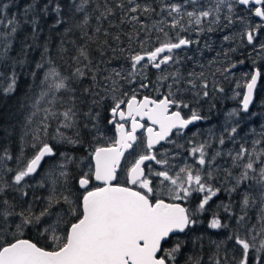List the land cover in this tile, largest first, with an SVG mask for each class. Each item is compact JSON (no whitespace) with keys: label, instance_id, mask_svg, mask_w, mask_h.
I'll return each instance as SVG.
<instances>
[{"label":"snow or ice","instance_id":"snow-or-ice-1","mask_svg":"<svg viewBox=\"0 0 264 264\" xmlns=\"http://www.w3.org/2000/svg\"><path fill=\"white\" fill-rule=\"evenodd\" d=\"M155 2L158 11L140 0H68L69 19H78L65 27L63 35L79 29L87 41L98 45L99 56L93 57L87 43L77 46L70 75L57 67L49 42L38 43L41 16L55 14L52 29L66 23L60 0H28L20 15L11 18L4 15L9 5H0V69H9L7 76L0 71V95H12L22 74L32 77L19 103L22 120L15 154L10 146L15 126H0L4 133L0 139L8 142L0 146V264H179L180 257L184 264H204L202 255L191 249L185 255V249L189 245L194 249L197 243L203 247L204 237L194 233L203 223L200 217L221 194L226 201L219 200L207 226L217 234L223 232V238L211 241L215 250L208 264H264V123L240 136L245 119L257 115L250 105L264 73L257 69L247 74L250 79H245L240 108L226 113L219 136L213 129L203 139H199L202 131L193 132L181 164L171 163L179 153L163 145L159 157L154 152L161 141L182 148L171 135L185 136L190 125L207 119L199 106L225 91L216 77L228 79L237 63H244L231 57L245 39L257 57L264 58V41L258 35L264 32V23L255 21H264V0ZM117 9L119 24H113ZM93 17L97 25L89 34ZM105 21L108 28L103 27ZM237 22L241 31L223 35L220 51L207 65L187 55L192 45L202 53V35L230 30ZM126 24L134 27L126 34L128 48L123 47L119 31L115 35L110 31ZM24 26L31 33L24 34L12 55ZM237 37L240 43L232 47ZM136 44L141 51L134 50ZM204 47L212 50L207 41ZM37 48H42L40 59L29 69L30 52ZM66 51L62 39L56 55L63 58ZM108 51L113 59L123 57L126 65L112 66V60L105 59ZM185 61L201 71L181 72L179 65ZM151 70L157 73L154 80ZM140 90L158 95L138 99ZM260 106L264 109V100ZM214 107L210 105V110ZM184 109L191 113L187 118ZM144 119L159 131L142 124ZM108 125L115 128L114 139L106 137ZM140 129L146 132L147 151L127 170V184L135 188L114 185L121 158L137 142ZM227 143L233 147L225 150ZM81 150L85 154L77 156ZM10 161L15 167L9 166ZM152 161L159 170L146 164ZM45 163L48 168L41 173ZM37 175L40 179L30 183ZM149 177L159 184L154 187ZM35 189L47 194L38 196ZM164 194L170 202L161 198ZM194 200L198 201L194 207L176 202ZM27 231L33 239L23 238Z\"/></svg>","mask_w":264,"mask_h":264},{"label":"trees","instance_id":"trees-1","mask_svg":"<svg viewBox=\"0 0 264 264\" xmlns=\"http://www.w3.org/2000/svg\"><path fill=\"white\" fill-rule=\"evenodd\" d=\"M28 2V0H0V5H3L7 3L9 7L7 9H4V15L11 18L13 14H16L17 16L20 15V12L24 5ZM43 3L44 0H41ZM60 2L65 6L64 16L66 23L64 25H60L54 29L50 28V25L54 23L56 17L55 14L52 13L48 17H40V24H41V33L38 39V43L42 46L47 40L49 42V49L52 54L53 59L56 61L57 67L65 74L70 75L71 71L74 70L75 64L73 63L71 57L76 54V47L87 43L92 50L93 57L95 59H99L98 54L96 53V48L98 47L97 44L92 43L90 41H87L86 37H83L79 29H75L72 33L68 34L67 36H64V29L65 27L69 26L70 24H73L76 19H78V16L73 19H69L68 11H67V3L68 0H60ZM140 2L143 4L145 2L150 3L153 5V7H156L157 11L159 10L158 5L156 4L155 0H140ZM109 3H112V0H109ZM119 9L116 11V15L112 18L113 24H119ZM156 17H153L155 19ZM20 19H23L22 16H20ZM143 19V17H142ZM146 23L151 24V20L145 21ZM252 18H249L248 23L251 24ZM4 23H7V20L4 21ZM257 24L259 22L256 21ZM97 25V21L93 17V19L90 21V24L88 26V32L89 34L92 33L94 28ZM104 28H108V22L105 21L103 24ZM242 25L237 22L236 25L233 26L230 30H225L224 32H217L207 35H202L201 42L199 44V48L202 49V53L197 52L196 48L197 45H192V49L190 51H187V55L194 56L197 60L200 61L201 64L207 65L208 61L212 60L215 56L217 51H220L221 49V40L222 36L225 34H232L235 32H239L242 29ZM110 31L115 35L118 31L121 33V43L123 47L128 48V41H127V33H133L134 27L131 24H126L122 26L120 29H110ZM30 34L31 28L28 26H24L22 31L18 33L17 41L14 45V51L12 52V55L16 54V50L19 49L20 39L23 38L24 34ZM102 35V34H101ZM173 36H175V33H172ZM182 35H189L188 33H183ZM260 36L261 41H264V32H260L258 34ZM210 37V39H209ZM192 39H196L195 33L191 34ZM64 40V48L67 50L66 53L63 55V58H60L56 55L57 47L60 45L61 40ZM153 39L155 37L153 36ZM72 41H75L76 43L73 44ZM205 41L212 44V50H208L204 47ZM259 42V41H258ZM31 43V41H29ZM240 43V38L237 37V40L235 43L232 44V47H236L237 44ZM135 51H141L139 44H136L133 46ZM42 51V48H37L30 52V60L31 63L27 65V68L31 69L35 67V62L40 59V52ZM185 53L181 52V56H183ZM105 59H111L112 60V66L119 67L121 64L126 65V61L123 59V57H120L119 59H113V53L111 51H108L106 54ZM233 62H237L240 60H243V64L237 63L236 68L232 69L230 74L228 75V79H225L223 76L217 75L216 79L218 81V85L220 87L224 88V92H216L214 93V97H210L209 100L204 102L200 107L201 112L204 116L207 117L205 120V125L200 129L204 133L203 136H201L199 139H203L207 136V130L213 129L216 132V135L219 136L221 131L223 130L224 122H225V115L228 111L232 109H239L238 104L240 100V95H237V93H242V89L245 83V79H249L250 76H248V73H251L252 70H260L262 73H264V58L257 57L256 53L254 52L253 48L247 44L246 39L244 40L243 45L239 48V50L232 54L231 57ZM255 62V63H254ZM175 67V66H174ZM180 71L186 73L187 71L195 70L197 72L201 71V69L195 65L194 62L185 61L181 65H179ZM214 70V69H213ZM0 71L5 72V76H7L9 69H0ZM43 74L41 73V76ZM152 79L154 80L157 73L155 70H151L150 73ZM32 82V77L30 75H21L18 79V86L16 91L5 98L4 96L0 95V126L11 124L14 125L16 128L15 134L10 138L11 140V149L13 154L18 152V135H19V126L20 121L22 120V115L19 111V103L23 100L25 93L28 91V85ZM36 83L39 84V79L36 80ZM88 82L85 81V85ZM6 86V84L4 85ZM258 92L255 94V103L251 105L250 110L251 112L257 113L255 117L252 118H246L245 121L242 123V131L240 132V136H244L245 132L248 131L250 127H255L259 129V126L261 123H264V115H261V113H264V109L261 108V100H264V80H258ZM211 91V88H210ZM235 94V97L230 100V95ZM143 95H151L156 96L158 94L152 93L149 90H140V94L138 95V98L143 97ZM109 104H111V100L108 101ZM214 104L215 107L211 108L210 105ZM105 115H107L105 113ZM247 125V127H245ZM55 125H53V128ZM4 133L0 131V137H3ZM106 137L107 138H113L112 135V128L110 125L107 126L106 131ZM239 140V137L237 138ZM52 143H55V141H50ZM108 142V141H107ZM5 143H8L7 141H4L0 139V146L4 145ZM106 143V142H104ZM215 143L213 144V149L217 147ZM190 146L188 143H185L183 145L182 149H178L175 153L179 154H185ZM225 150L227 148H232L233 145L231 143H227L225 146ZM27 154L29 156L32 155L31 149H27ZM85 153L83 150L81 152L77 153V156L84 155ZM178 157V156H177ZM9 166L15 167V161H10ZM48 168V163H45L43 167L40 169L41 173H43L44 170ZM10 179V176H9ZM40 176L37 175L35 180L30 181V183L35 184L36 180H39ZM29 191V197L28 199H31V194L33 189H28ZM35 194L38 196L46 195L47 192L45 189H35ZM16 195L15 193H10L9 196ZM166 202H170L166 199H164ZM219 200H225L226 197L221 194L220 198L218 200H214L209 208V211L205 213L203 216L200 217V219L203 221L202 224L197 225V230L194 233L196 236H203L204 239L202 241L203 247L201 248V244L197 243L194 249H192V246L189 245L188 248L185 249V255L189 253V250L191 249L193 252H195L197 255H202L204 264H208V258L213 254L214 252V246L212 245L211 241L218 240L223 238V232L220 234H217L214 230L209 229L207 226V222L209 217L211 216L212 210L215 209V206L217 203H219ZM198 201H193L191 204H186L182 202L183 206L185 207H194L195 203ZM39 210L38 208L36 209ZM23 238L27 239H33V233L31 231L25 232V235ZM39 243L42 245L44 242L39 241ZM168 245H165L167 247ZM179 264H184V257H180Z\"/></svg>","mask_w":264,"mask_h":264},{"label":"flooded vegetation","instance_id":"flooded-vegetation-1","mask_svg":"<svg viewBox=\"0 0 264 264\" xmlns=\"http://www.w3.org/2000/svg\"><path fill=\"white\" fill-rule=\"evenodd\" d=\"M138 99H140V98H138ZM173 110H175V109H173ZM199 110L201 112L200 107H199ZM201 114H202V112H201ZM182 115H184L187 118L188 116L191 115V113H190V111L188 109H184L183 112H182ZM141 123L144 124L146 127H148L146 122H141ZM204 125H205V120L199 121L193 127L188 128V129L185 130V132H186L185 136L177 137L175 135H171V139L173 141H175L176 145H184L185 143H187V140L189 138H192L193 132H196V131L200 130ZM111 128H112V135H113V139H114V134H113V128L114 127L111 126ZM137 136H138L137 142L134 144V146L131 148V150L127 154H125V156L123 157V160H122V162L120 164V167L117 170V178H116V180H114V183H113L114 185L119 184V185H122V186H127V170H128V168L131 167V165L135 162V159H137L140 154H143V153H145L147 151L146 148H145L144 129H142L141 132L137 134ZM162 145L165 148L170 149V151L173 152V153H175L178 149H182L183 148V147L182 148L175 147V146H173L171 144H166L165 142ZM161 150H162L161 149V145L157 146L154 149V152H155V154L158 157H159V153H160ZM150 164L156 170L160 169V166L156 165L154 161L152 163H150ZM145 172L147 174V168H145ZM149 178L153 179V177H149ZM93 185H95V183H93ZM133 188H135V186H133Z\"/></svg>","mask_w":264,"mask_h":264},{"label":"water","instance_id":"water-1","mask_svg":"<svg viewBox=\"0 0 264 264\" xmlns=\"http://www.w3.org/2000/svg\"><path fill=\"white\" fill-rule=\"evenodd\" d=\"M255 21H257V22H259V23H264V21H261L260 18H255ZM253 71H255V69L252 70V72H253ZM249 79H250V77H249ZM244 91H245V88L243 87V89H242V94H243ZM142 98H143V97H141L140 99H142ZM242 98H243V95H241V98H240V101H239V104H238V107H239V108H240V102L242 101ZM250 107H251V105H250ZM137 119H139V117H138ZM140 122H146L147 125H148V127H154L155 131H159V127H158V126H153V125H151L150 122L147 121L146 119L141 120ZM198 122H199V121H198ZM198 122H196V124H197ZM196 124H195V125H196ZM129 126H130V122H129ZM191 127H193V126L190 125L189 128H191ZM141 130H142V129L138 130L137 134L140 133ZM113 134H114V138H115V128H113ZM144 138H145V144H146V132H145V131H144ZM163 143H164V142L161 141L160 144H157V145H156V147L159 146V145H162ZM130 150H131V148H130V149H127V150L125 151V153H124V156H125V154H127ZM124 156H123V157H124ZM123 157L121 158L120 164H121V162H122V160H123ZM152 162H153V161H152ZM152 162H146V164H149V163H152ZM117 170H118V169H117ZM93 183L97 184L98 182L93 181ZM112 183H114V181H113ZM127 187H133V185H128V184H127Z\"/></svg>","mask_w":264,"mask_h":264},{"label":"rangeland","instance_id":"rangeland-1","mask_svg":"<svg viewBox=\"0 0 264 264\" xmlns=\"http://www.w3.org/2000/svg\"><path fill=\"white\" fill-rule=\"evenodd\" d=\"M244 87V86H243ZM242 93L240 94V98H241ZM231 96L232 98L235 97V94L233 93L232 95H230V100H231ZM240 101V100H239ZM108 140L102 141V143L107 142ZM187 157V152L185 154H179L178 157L175 160H172L171 163L175 164V165H179L183 162V158ZM126 162V161H125ZM178 170V169H177ZM153 181H155L154 183V187H156L159 184V181L157 180V178L153 177L152 179ZM140 191H143L142 189H138ZM159 190V189H158ZM161 198L168 200V196L166 194L162 195ZM169 201V200H168ZM177 203H181V205L183 204L181 201H176ZM183 206V205H182Z\"/></svg>","mask_w":264,"mask_h":264}]
</instances>
